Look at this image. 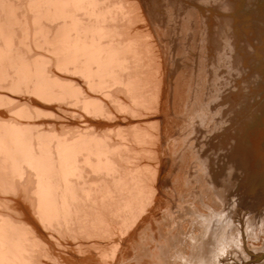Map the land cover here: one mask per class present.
Returning a JSON list of instances; mask_svg holds the SVG:
<instances>
[{
  "label": "rangeland",
  "instance_id": "rangeland-1",
  "mask_svg": "<svg viewBox=\"0 0 264 264\" xmlns=\"http://www.w3.org/2000/svg\"><path fill=\"white\" fill-rule=\"evenodd\" d=\"M33 1L0 0L8 60L0 64V264H264V40L240 27L249 26L255 3L234 0L235 10L213 0L210 27L193 20L185 30L187 6L169 31L172 0L157 1L164 12L155 21L143 11L148 0H92L96 10L91 0H78L89 8L68 0L80 27L91 23L92 31L103 21L93 30L103 49L94 52L106 66L91 61L98 67L91 75L81 66L86 53L76 55L81 69L60 62V45L47 35L57 23L38 20L47 2L40 10ZM235 11L246 19L223 32L222 20ZM179 172L192 187H175ZM206 181L219 206L202 190ZM159 194L170 196L173 213ZM237 228L242 240L233 238ZM209 235L198 256L194 241L206 244Z\"/></svg>",
  "mask_w": 264,
  "mask_h": 264
},
{
  "label": "bare ground",
  "instance_id": "bare-ground-1",
  "mask_svg": "<svg viewBox=\"0 0 264 264\" xmlns=\"http://www.w3.org/2000/svg\"><path fill=\"white\" fill-rule=\"evenodd\" d=\"M31 1V0H30ZM39 1V0H38ZM38 1H37V3H38ZM40 1H42V0H40ZM75 1H77L76 3L78 4V3H81V2H78V0H73V2L75 3ZM83 1H85V4L87 5V0H83ZM157 1L158 0H148V1H146V4H144V6H143V11H145V13H146V15H147V17L148 18H150L149 20L150 21H152L153 19H154V21L157 19V15L158 14H161V13H163L164 12V10H163V12H162V9H159V6H158V3H157ZM163 1V0H162ZM166 1V4H167V0H165ZM164 1V2H165ZM191 3H190V5L189 4H187V3H185V4H183V1L182 0H172L171 1V3L170 4H168V8L165 10V13L166 14H168V15H170V20H172L171 22H170V24H169V26H168V28H169V31H171L172 29H174L175 28V31L178 29V26L182 23L181 22V19L179 20V18L182 16L183 17V15H182V12H183V9L184 8H186L187 6H189L188 7V13H189V17H190V19L189 20H187L186 19V22H183V24H182V26H183V29H185V30H187L189 27H191V23L193 22V20H194V22L196 23H201V25H205V26H208V27H210V20H211V11H210V7L208 6L209 4L211 5V3H212V1L213 0H189ZM233 1L234 0H220V4H222V6H223V8H225V9H232V8H235V10H236V7L238 8V7H240L239 5H233L232 3H233ZM236 1V3H238L239 2V0H235ZM234 1V2H235ZM249 1V0H248ZM252 2H254L255 3V7L253 8L252 6H250L249 7V11H248V14H246V18L248 19V21H247V23H249V26L247 27V28H245L243 25L244 24H240V27L242 28V29H244L245 31H244V34H245V36H248L249 35V33L248 32H250L252 35H256V38H260V40H264V35H260V33H262L260 30V25H259V22H260V24H261V22L262 23H264V0H251ZM33 2H35L36 3V1L34 0ZM43 2L44 1H42V3H36L35 5H37V6H35V7H38L39 6V9L42 7V4H43ZM45 2H47L46 4V6H43V7H45L44 9H42V10H44V12H45V14H40V16L41 17H38V15L36 16L37 17V19L39 20V18L40 19H42V18H54V19H49L48 18V23L50 24V22H56L57 23V25H55V26H53L52 24H50V25H47V26H50L51 27V29L53 28V27H55L54 28V34H53V36L51 37L50 36V34H48V32L49 31H51V29H49L50 27H48V29H49V31L47 32V35L51 38V40L54 42V43H56V45L54 44V46H56V47H58L59 45H60V47H58V51H59V56H58V59L60 60V62L62 63V64H64V66H67V67H72L73 65H75L76 67H78V66H80V62H79V65L78 64H76L75 62H76V55H77V53L79 54V53H82V54H84V53H86V58H85V61H84V59H83V61H82V63H81V66H82V68L84 69V68H86V71H87V74L88 73H92V72H95L97 69L96 68H103V67H105L106 66V63L104 62L105 60H102L103 58L102 57H100V58H102V59H100L98 56L99 55H97V53H99V52H94L95 51V47H98L100 44H99V42H98V37H99V35H98V31L96 30V33H97V35L98 36H96V33H94L93 32V30L94 29H97L98 28V25L100 24V23H102V22H100V20L99 21H96L97 23L98 22H100L99 24H97V27H95L92 31H90L91 30V27H93V24H88L87 22V24H85L84 26H82V27H80V25H82V24H84V23H80L79 21H82V19H80L79 20V16H77L76 14H75V12H73V6H72V8H70L71 6H69L68 7V0H45ZM44 2V3H45ZM72 2V3H73ZM89 2H90V0H89ZM89 2H88V6H89ZM91 2H92V5H93V2L94 1H92L91 0ZM195 2H198V3H201L203 6L201 7V6H197V4L195 3ZM219 2V1H218ZM218 2H217V6H219L218 5ZM30 3V2H29ZM83 3V2H82ZM241 3V2H240ZM31 4V3H30ZM29 4V5H30ZM33 4V3H32ZM77 4H75L76 6H77ZM84 3L82 4L83 6H85V7H87L86 5H85ZM95 4H97V3H95ZM95 4L93 5V6H95ZM213 4V3H212ZM43 5H45V4H43ZM70 5V4H69ZM74 5V6H75ZM80 6H81V4H79ZM41 6V7H40ZM75 6V7H76ZM79 6V7H80ZM212 6V8H214L215 6L214 5H211ZM35 7H33V8H35ZM42 7V8H43ZM79 7H77V8H79ZM82 7V6H81ZM92 7V6H91ZM96 7L97 6H95V10H96ZM99 7V6H98ZM219 7H221V5L219 6ZM248 7V6H247ZM32 8V9H33ZM87 8H89V7H87ZM94 8V7H93ZM100 8V7H99ZM71 9H73V10H71ZM76 9V8H75ZM82 9V8H81ZM165 9V8H164ZM246 9V8H245ZM35 10V9H34ZM41 10V9H40ZM98 8H97V11L96 12H98ZM15 11V10H14ZM37 11H38V9H37ZM93 11V10H92ZM92 11H91V13H92ZM205 11H207V12H205ZM209 11V12H208ZM34 12V11H33ZM87 12H89V9H88V11ZM229 12V11H228ZM207 13V14H206ZM244 13V12H243ZM243 13H238V12H232V13H230L224 20H222V21H224V24H223V26H222V31L224 32V30L226 29H228V26L230 25V23H232L233 21H244L246 18H243L242 17V15H244ZM36 14H39L38 12L36 13ZM35 14V15H36ZM96 14V17H97V15L98 14H101V13H95ZM165 14V15H166ZM224 14H225V12H224ZM228 14V13H227ZM11 15V14H10ZM44 15L46 16V17H44ZM187 15V14H186ZM161 16V15H160ZM160 16H158V19L160 18ZM96 17H94V18H96ZM101 17V16H100ZM103 17V16H102ZM162 17V16H161ZM221 17V16H220ZM222 17H224V16H222ZM98 18H99V15H98ZM151 18H152V20H151ZM36 19V18H35ZM36 19V20H37ZM56 19V20H55ZM157 19V20H158ZM223 19V18H222ZM16 20V19H15ZM31 20H32V18H31ZM44 20V19H43ZM47 20V19H46ZM55 20V21H54ZM162 20V19H161ZM41 21V20H40ZM153 21V22H154ZM160 21V20H159ZM185 21V20H184ZM192 21V22H191ZM35 22V21H34ZM85 22V21H84ZM105 22V21H104ZM193 22V23H194ZM246 22V21H245ZM41 23V22H40ZM47 23V24H48ZM94 25H95V20H94ZM160 23H162V22H159V24ZM196 23V24H197ZM217 23H218V21H217ZM223 23V22H222ZM1 24H2V22H1ZM35 24V23H34ZM33 24V25H34ZM154 24V23H153ZM159 24H158V26H159ZM162 24H164V23H162ZM221 24V23H220ZM37 25V24H36ZM43 25V24H42ZM42 25H40V28L42 27ZM100 25H102V24H100ZM262 25H264V24H262ZM3 26V25H2ZM29 26V25H28ZM44 26V25H43ZM53 26V27H52ZM103 26H105V24L103 25ZM217 26V25H216ZM34 27V26H33ZM36 27V26H35ZM45 27V26H44ZM44 27H42L41 29H40V31H42L45 35H46V31H47V29H46V31H44L43 29H45ZM99 28H100V26H99ZM105 28V27H104ZM83 29V30H82ZM90 29V30H89ZM103 29V28H102ZM211 29V28H210ZM209 29V30H210ZM33 30V29H32ZM81 30L83 31V32H81ZM104 30V29H103ZM221 30V29H220ZM0 31H2V30H0ZM36 31V30H35ZM102 31V30H101ZM219 31V30H218ZM42 32H40V33H42ZM2 33V32H1ZM51 33V32H50ZM81 33H84V34H81ZM99 33H101V32H99ZM37 34H38V32H37ZM52 34V33H51ZM225 34H227L228 35V33H225ZM44 35V36H45ZM234 35V34H233ZM233 35H229L230 37L229 38H231V36H233ZM104 36V35H103ZM235 36V35H234ZM6 37V36H5ZM46 37V36H45ZM207 40H205V53H206V57L207 58H209V55H208V52H209V50H210V38H209V35L207 34ZM211 37V36H210ZM225 37V36H224ZM47 38V37H46ZM45 38V39H46ZM50 38H49V40H50ZM100 38V37H99ZM214 38V37H213ZM219 38V37H218ZM7 39V38H6ZM45 39H44V41H45ZM105 39V38H104ZM7 40H9V39H7ZM35 40V39H34ZM47 40V39H46ZM211 40H212V38H211ZM223 40H224V38H223ZM226 40H227V38H226ZM226 40H225V42H226ZM39 41V40H38ZM48 41V40H47ZM52 41H49V42H52ZM223 42V41H222ZM224 42V43H225ZM10 43V42H9ZM40 43V42H39ZM107 43V42H106ZM223 43V44H224ZM8 44V43H7ZM49 44H51V43H49ZM99 44V45H98ZM110 44V43H109ZM231 44V43H230ZM35 46V45H34ZM54 46H52L51 45V47H54ZM103 46V45H102ZM102 46H99V48H97V50L98 49H103V48H100V47H102ZM105 46H107V45H105ZM104 46V47H105ZM55 47V48H56ZM108 47H110L109 45H108ZM50 49V48H49ZM112 49V48H111ZM226 49V48H225ZM57 50V49H56ZM6 51H8L7 49H6ZM51 51H54V50H51ZM99 51V50H98ZM102 51V50H101ZM9 52V51H8ZM49 52V51H48ZM54 52H56V51H54ZM239 52V51H238ZM5 53H7V52H3V49L1 50V48H0V64H2L3 63V61L4 60H6V55H5ZM101 53V52H100ZM108 53V52H107ZM111 53H113V52H111ZM9 54V53H8ZM11 54V53H10ZM50 54V53H49ZM232 54V53H231ZM12 55V54H11ZM17 55V54H16ZM38 55V54H37ZM81 55V54H80ZM111 55V54H110ZM40 56V55H39ZM101 56V55H100ZM38 57V56H37ZM18 58V57H17ZM35 58V57H34ZM44 58V57H43ZM78 58V57H77ZM98 58L100 59V61L102 60V62H99V60H98ZM104 58H105V56H104ZM109 58V57H108ZM114 58V56H113V54H112V59ZM211 58V57H210ZM14 60H15V58H13ZM19 59H21V58H19ZM76 59V60H75ZM223 59V58H222ZM233 59V58H232ZM242 59V58H241ZM95 60H97L98 62L96 63V64H98L97 66L98 67H96L95 69L94 68H91L90 66L91 65H89V63L91 62V61H95ZM108 59H106V61H107ZM115 60V59H114ZM6 61H8V60H6ZM17 61V60H16ZM57 61V60H56ZM108 61H110V58H109V60ZM2 62V63H1ZM11 63V62H10ZM13 63V62H12ZM19 63H20V60H19ZM59 63V62H58ZM95 63V62H94ZM94 63H93V65H94ZM104 63H105V66H104ZM112 63V62H111ZM9 64V63H8ZM28 64V63H27ZM84 64V65H83ZM242 64V63H241ZM4 65V64H3ZM11 65V64H10ZM16 65V64H15ZM15 65H14V67H15ZM23 65V64H22ZM37 65V64H36ZM8 66V65H7ZM21 66V65H20ZM25 66H26V64H25ZM39 66V65H38ZM1 67H3L2 65H1ZM0 67V68H1ZM9 67V66H8ZM11 67V66H10ZM19 67V66H18ZM27 67V66H26ZM36 67V66H35ZM43 68H44V66H42ZM63 67V66H62ZM74 67V66H73ZM75 67V68H76ZM4 68V67H3ZM7 68V67H6ZM56 68V67H55ZM74 68V69H75ZM78 68H80V67H78ZM78 68H76V69H78ZM108 68V67H107ZM5 69V68H4ZM16 69V68H15ZM23 69H24V67H23ZM41 69V68H40ZM44 69H46V68H44ZM68 69V68H67ZM81 69V68H80ZM82 69V70H83ZM92 69H94V70H92ZM0 70H2V69H0ZM38 70V69H37ZM59 70H61V69H59ZM58 70V71H59ZM64 70H65V68H64ZM71 70V69H70ZM105 70H106V68H105ZM44 71V70H43ZM81 70H79V72H80ZM2 72V71H1ZM0 72V73H1ZM6 72V71H5ZM16 72H17V70H16ZM27 72V71H26ZM48 73H50L49 71H47ZM47 72H46V74H47ZM62 72V71H61ZM67 72V71H66ZM96 72H98V71H96ZM18 73H19V71H18ZM73 73V72H72ZM76 73H77V71H76ZM84 73V72H83ZM100 73H101V71H100ZM109 73V72H108ZM2 74V73H1ZM7 74V73H6ZM27 74V73H26ZM30 74V73H29ZM34 74H35V72H34ZM42 74V73H41ZM86 74V73H85ZM89 74V75H90ZM98 74V73H97ZM102 74V73H101ZM179 74V73H178ZM19 75V74H18ZM17 75V76H18ZM24 75V74H23ZM45 75V74H44ZM91 75H93V74H91ZM99 75V74H98ZM213 75V74H212ZM4 76V75H3ZM12 76V75H11ZM27 76H29V75H27ZM39 76V75H38ZM43 78H44V76L43 75H41ZM41 76H39V77H41ZM88 76V75H87ZM101 76V75H100ZM103 76V75H102ZM6 77V76H5ZM7 77H8V75H7ZM7 77H6V79H7ZM20 77H21V75H20ZM26 77V76H25ZM57 77V76H56ZM92 77V76H91ZM178 77H180L179 75H178ZM183 77V76H182ZM2 78V77H1ZM14 78V77H13ZM17 78V77H16ZM16 78H14V79H16ZM22 78V77H21ZM24 78V77H23ZM181 78V77H180ZM218 78V77H217ZM5 79V80H6ZM11 79V78H10ZM19 79V78H18ZM38 79H40V78H38ZM42 79V78H41ZM41 79L40 80H38V81H41ZM53 80H54V78H52ZM56 79H58V77L56 78ZM88 79V78H87ZM100 79V78H99ZM214 79V78H213ZM3 80V79H2ZM2 80H1V82H2ZM43 80H45V78L43 79ZM12 81V80H11ZM21 81V80H20ZM58 81V80H57ZM57 81H55V82H57ZM66 81V80H65ZM69 80H67V82H68ZM179 81H180V79H179ZM206 81V80H205ZM218 81H219V83L221 82V79H218L217 80V83H218ZM7 82H8V80H7ZM35 82H37V81H35ZM51 82V81H50ZM66 82V83H67ZM100 82V81H99ZM16 83H18V82H16ZM62 84H63V82H61ZM65 83V82H64ZM71 83H72V81H71ZM95 83V82H94ZM180 84H181V82H179ZM211 83V82H210ZM6 84V83H5ZM8 84V83H7ZM45 82H40V84H38V91H40V92H43V95H44V92L46 91L45 90ZM69 84V83H68ZM73 84V83H72ZM89 84H91V83H89ZM213 84V83H212ZM211 84V85H212ZM10 85H11V83H10ZM35 85H36V83H35ZM50 85V84H49ZM48 85V86H49ZM65 85H67V84H65ZM17 86V85H16ZM72 86V87H71ZM70 86V90H72V88H73V85H71ZM76 86V85H75ZM74 86V87H75ZM78 86V85H77ZM91 86H93V84H91ZM180 86V85H179ZM209 86V85H208ZM208 86H207V89H208ZM6 87V86H5ZM53 87V86H52ZM69 87V86H68ZM206 87V86H205ZM47 88H49V87H47ZM77 88H79V87H77ZM179 89H181L180 87H178ZM7 89V88H6ZM12 89V88H11ZM14 89V88H13ZM36 89V88H35ZM53 89V88H52ZM66 89H68V88H66ZM74 89V88H73ZM76 89V88H75ZM75 89H74V91H75ZM48 90V89H47ZM78 90V89H77ZM182 90H183V88H182ZM13 91V90H12ZM15 91H18V90H15ZM53 91V90H52ZM177 91V90H176ZM14 92V91H13ZM49 92H51L50 90L49 91H47V93H46V95L45 96H47V94L49 93ZM71 92V91H70ZM69 93V92H68ZM177 93H178V91H177ZM5 95V94H4ZM181 95H182V93H181ZM40 96V95H39ZM50 96V95H49ZM52 96V95H51ZM3 97V96H2ZM89 97V96H88ZM88 97H87V99H88ZM10 98V97H9ZM38 98V97H37ZM181 98V97H180ZM1 99H3V98H1ZM13 99V98H12ZM204 99V98H203ZM47 100H48V97H47ZM46 100V101H47ZM92 101H93V99H91ZM90 99H89V101L90 102H92ZM175 100V99H174ZM12 101V100H11ZM44 101H45V99H44ZM88 101V100H87ZM95 101V100H94ZM93 101V102H94ZM13 102V101H12ZM39 102V101H38ZM198 102H200V101H197L196 103L198 104ZM43 103V102H42ZM89 103V102H88ZM175 103V102H174ZM2 104V103H1ZM21 104V103H20ZM23 104V103H22ZM197 104H195L196 106H197ZM204 104V103H203ZM179 104H178V102H177V105H176V107L178 106ZM200 105V104H199ZM20 106V105H19ZM180 106H182V105H180ZM194 106V105H193ZM204 106V105H203ZM21 107V106H20ZM88 107V106H87ZM23 108V107H22ZM25 108H26V105H25ZM38 108V107H37ZM181 108V107H180ZM194 108V107H193ZM192 108V109H193ZM196 108V107H195ZM21 109V108H20ZM18 110H19V108H18ZM23 110V109H22ZM45 110V109H44ZM47 112V111H46ZM178 112V111H177ZM183 112V111H182ZM18 113H20L19 111H18ZM185 114V113H184ZM212 115V114H211ZM176 116H177V114H176ZM179 116V115H178ZM187 116V115H186ZM88 117V116H87ZM132 117V116H131ZM189 118V117H188ZM185 120V119H184ZM261 121H264V120H261ZM188 127H189V125H188ZM253 135V138H252V140H253V143H254V145L256 146V144L258 143V140H260V138H261V134L258 132V128H257V130H255V132H254V134H252ZM22 137V136H21ZM18 139V138H17ZM168 139V138H167ZM194 140H196V139H194ZM170 141V140H169ZM180 141V140H179ZM189 141V140H188ZM221 141V140H220ZM18 143V142H17ZM221 143H222V141H221ZM225 143V142H224ZM170 144V143H169ZM174 144L175 143H171V145L172 146H174ZM180 144V143H179ZM17 145V144H16ZM253 145V146H254ZM165 146V145H164ZM194 146V145H193ZM172 149V148H171ZM166 151V150H165ZM169 151H170V149H169ZM190 155L192 154V156H193V154H194V151L193 150H191L190 151V153H189ZM196 155V154H195ZM189 156V155H188ZM187 156V158L189 159V157ZM15 161V160H14ZM17 161V160H16ZM166 161V160H165ZM174 161V160H173ZM164 163V162H163ZM190 163H192V161L190 162ZM204 162L203 161H199V165L200 166H202V164H203ZM184 165V164H183ZM182 165V166H183ZM188 165H189V163H188ZM198 165V164H197ZM204 165V164H203ZM192 166V165H191ZM199 166V168H201ZM173 168V167H172ZM188 168V167H187ZM189 168H191V167H189ZM189 168H188V170H189ZM195 170V169H194ZM187 171V170H186ZM185 171V172H186ZM196 171V170H195ZM180 172H182V171H180ZM180 172L178 173V180H176L177 181V183H176V186L175 187H177L178 189H180V190H182V189H186V188H189L190 186L192 187V185H190V183H189V181H190V179H188V176H185L184 174H180ZM184 172V173H185ZM192 172V171H191ZM192 174V173H191ZM200 174V173H199ZM176 175V174H175ZM192 175H194V174H192ZM200 176V175H199ZM0 177H2V173H0ZM204 177H205V175H204ZM190 178H192V177H190ZM19 180V179H18ZM121 180V179H120ZM175 181V182H176ZM5 182V181H4ZM191 182V181H190ZM7 183V182H6ZM30 183V182H29ZM118 183V182H117ZM16 184V183H15ZM7 185V184H6ZM35 185V184H34ZM201 187L203 188L202 190H204V192L207 194V197L211 200L210 202H213L214 204L213 205H216V206H219V204L221 203L222 204V200H221V198L219 197V195L218 194H216V193H212L211 191H210V189H212V187L211 186H208V183H207V181L204 183V182H202L201 184ZM29 186V185H28ZM33 186V185H32ZM3 187V186H2ZM10 187H12V186H10ZM14 187V186H13ZM141 189V188H140ZM158 189V188H157ZM162 189H163V187H162ZM167 190H169L168 188H167ZM201 190V189H200ZM162 191V190H161ZM164 191H166V190H164ZM213 191V190H212ZM3 192V191H2ZM128 192V191H127ZM167 192V191H166ZM162 193V192H161ZM168 193V192H167ZM3 194V193H2ZM124 194V193H123ZM204 194V193H203ZM52 196V195H51ZM124 196H126V195H124ZM206 196V195H205ZM204 196V197H205ZM128 197V196H127ZM195 197H197L196 195H195ZM206 197V198H207ZM122 198V197H121ZM151 198V197H150ZM195 199H197V198H195ZM217 199V200H216ZM47 200V199H46ZM153 200V199H152ZM151 200V201H152ZM157 200V202L159 203V205H161V204H169V205H167L166 207H167V209L166 210H169L170 211V213H173V211H172V207H169L170 206V204L171 203H173V201H172V199L170 198V196L168 197H164L163 195H161V194H159L158 195V198L156 199ZM127 201V200H126ZM132 201V200H131ZM177 201V200H176ZM2 202V201H1ZM132 204V203H131ZM152 204H154V203H152ZM224 204V203H223ZM137 205V204H136ZM130 206V205H129ZM145 206V205H144ZM29 207V206H28ZM123 207H125V206H123ZM127 207H128V205H127ZM134 207V206H133ZM215 207V206H214ZM180 208H186L185 207V204H180ZM217 208V207H216ZM132 209V208H131ZM142 209V208H141ZM218 209V208H217ZM40 210V209H39ZM125 210V209H124ZM136 210H137V208H136ZM153 210V209H152ZM127 212V211H126ZM132 212H133V210H132ZM131 212V213H132ZM147 212V211H146ZM262 212V211H261ZM140 213V212H139ZM125 214V213H124ZM138 214V213H137ZM142 214V213H141ZM144 214V213H143ZM261 214V213H260ZM259 214V215H260ZM30 215V214H29ZM148 215V214H147ZM6 216V215H5ZM129 217V216H128ZM139 217V216H138ZM166 217H168V214H167V216ZM184 219V218H183ZM255 219H256V214H255V216L253 215V217L250 219V224H254V221H255ZM173 220V219H172ZM135 223V222H134ZM171 224V223H170ZM132 225H134V224H132ZM164 225H167V224H164ZM179 225H180V223H179ZM198 226H201V230H200V232H205V228H206V223H204V222H202L200 225H198ZM255 227V226H254ZM183 228V227H182ZM200 228V227H199ZM261 228V227H260ZM234 230V229H233ZM232 230V231H233ZM260 230V229H259ZM256 232V231H255ZM132 233V232H131ZM130 233V234H131ZM233 234V238L234 237H237V236H239L240 238H241V235H242V231L241 230H239V228H237L236 230H235V232H232ZM250 233V232H249ZM180 235H181V233H180ZM181 236H183V235H181ZM134 237V236H133ZM136 238V237H135ZM182 238V237H181ZM255 238H256V236H255ZM211 239H212V237L209 235V237L207 238V241H206V244H203V242L201 243V242H198V243H196L195 241H194V244H193V246H192V248H194L195 249V253L198 255V256H200L201 254H202V252L203 251H205L206 249H207V246H209V244H210V241H211ZM237 240L239 239V238H236ZM234 241H235V239H233ZM240 240V239H239ZM239 240H238V242H239ZM241 240H242V238H241ZM185 241V240H184ZM197 241V240H196ZM131 242V241H130ZM239 243H241V242H239ZM242 244V243H241ZM189 246V245H188ZM203 247L205 248V250L203 249ZM190 249V248H189ZM118 258V257H117ZM119 259V258H118ZM172 260H174V259H172ZM174 264V263H173Z\"/></svg>",
  "mask_w": 264,
  "mask_h": 264
}]
</instances>
